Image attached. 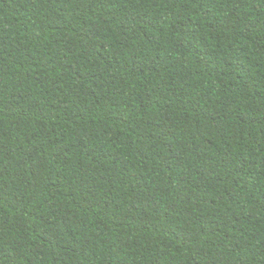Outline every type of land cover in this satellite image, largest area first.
<instances>
[{
    "label": "trees",
    "instance_id": "16d2710c",
    "mask_svg": "<svg viewBox=\"0 0 264 264\" xmlns=\"http://www.w3.org/2000/svg\"><path fill=\"white\" fill-rule=\"evenodd\" d=\"M0 264H264V0H0Z\"/></svg>",
    "mask_w": 264,
    "mask_h": 264
}]
</instances>
